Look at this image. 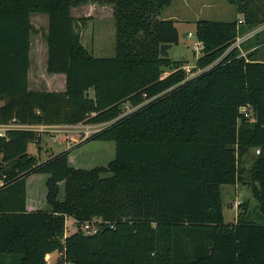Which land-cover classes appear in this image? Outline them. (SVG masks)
Segmentation results:
<instances>
[{"label": "trees", "instance_id": "16d2710c", "mask_svg": "<svg viewBox=\"0 0 264 264\" xmlns=\"http://www.w3.org/2000/svg\"><path fill=\"white\" fill-rule=\"evenodd\" d=\"M88 1L0 0V125L108 124L89 141L116 144L107 167L87 170L70 165L69 151L39 161L32 130L0 136V254L16 264H47L54 252L57 264H264V223L242 213L226 224L221 191L240 181L241 156L259 150L250 178L264 217V62L233 48L240 30L264 23V0L244 1L243 23H197L202 72L191 79L183 62L160 55L180 41L174 21L159 18L173 0H110L112 58L82 44L86 19L72 8ZM34 13L49 17L47 71L66 75L65 92L29 89ZM127 103L136 110L125 115ZM37 174L49 175V210H28ZM69 218L77 230L66 235ZM95 218L106 224L84 233Z\"/></svg>", "mask_w": 264, "mask_h": 264}, {"label": "rangeland", "instance_id": "374dc122", "mask_svg": "<svg viewBox=\"0 0 264 264\" xmlns=\"http://www.w3.org/2000/svg\"><path fill=\"white\" fill-rule=\"evenodd\" d=\"M110 0H89L86 6L90 12L94 11L97 19L86 21L85 24L79 22L78 30L81 32L82 44L89 54L96 58H112L116 54V22L111 19L112 3ZM245 0H173L171 6L164 8L160 12V18L172 19L180 34V41L170 51V59L180 61L186 65L188 78L196 77L199 71L196 69L197 61L202 57L203 52L198 47L199 41L196 37V25L199 21L208 20L214 22L243 23V14L240 13L241 6ZM93 9V10H92ZM88 9L78 6L74 10V16L83 19L88 13ZM106 14L109 19L98 17ZM94 15V14H93ZM33 54L31 64V89L36 91L48 90L45 56V35L47 23L42 20H33ZM264 30V23L258 25L251 31L245 28L240 30L237 42L233 48L239 47L242 56L252 55L251 59L264 62V39L263 34L256 35ZM187 35V36H185ZM254 37V38H253ZM253 38V39H251ZM251 39V40H250ZM165 74L164 76L168 75ZM2 103H0L1 105ZM129 103L125 105V115L135 111ZM91 124H80L76 128H56L48 125H27L23 128L37 133L39 143L29 145V153L34 155L39 161H45L59 152L69 151L70 165L75 168L91 170L96 167H107L115 158L116 144L114 141H89L98 134V129L93 130L87 137L86 132ZM53 135L59 136L54 139ZM63 139V140H62ZM39 150V151H38ZM240 169L243 170L240 181L237 185L222 186V202L224 220L226 224H233L238 220V215L243 207H246L245 219L264 223L259 210V201L255 197L254 184L251 181L250 170L257 158V150L250 149L241 156ZM71 159V160H70ZM112 174H103V177H110ZM49 175H31L27 180V195L30 206L36 210H49L47 204V180ZM62 190L60 199L64 198ZM77 230L74 219L69 218L66 224V235H70ZM60 254L53 253L48 256V264L58 263ZM53 258V259H52ZM16 259L12 256L0 254V264H16Z\"/></svg>", "mask_w": 264, "mask_h": 264}, {"label": "crops", "instance_id": "0c3cea01", "mask_svg": "<svg viewBox=\"0 0 264 264\" xmlns=\"http://www.w3.org/2000/svg\"><path fill=\"white\" fill-rule=\"evenodd\" d=\"M112 3V1H109ZM113 6L112 7V14H111V19H114V4L112 3ZM82 7V9H88L87 10V15L83 18L86 19V21H89L91 19H97V17H94L95 16V12L92 11L90 12V8H87L86 6H80ZM77 7H74L72 8V16L74 18H76L77 20H79V18L77 16H74V10L76 9ZM93 10V9H92ZM94 14V15H93ZM98 17H102L104 19H109L108 16H106V14H102V15H99ZM159 18H160V15H159ZM42 20V21H45L47 23V32H46V35H45V46H44V50H45V56L44 58L46 57L47 55V62H48V43H47V40H46V36L49 32V17L47 14H43V13H34L31 15V24L33 25V20ZM160 19H163V18H160ZM115 20V19H114ZM164 20H172V19H167V18H164ZM82 37V36H81ZM32 38H33V34L31 35V50H30V69H29V89L31 91H36V90H32L31 89V81H30V76H31V64H32V55L31 53L33 54V43H32ZM82 39V38H81ZM175 46V45H174ZM173 46V47H174ZM85 47V46H84ZM171 51V50H170ZM47 62H46V71H47ZM186 65L184 66V69H186ZM47 76H49L47 78V85H46V88L48 90H41L43 92H65L66 89H67V86H66V75L65 74H50L48 73L47 71ZM49 127H56V128H73L74 126H66V125H53V126H49ZM59 136L63 137V135H53V138L54 139H58ZM65 137V136H64ZM63 137V139L65 140V138ZM62 139V140H63ZM256 150V149H255ZM66 151V150H64ZM63 152V151H62ZM60 153V152H59ZM71 160V159H70ZM74 167V166H73ZM75 168V167H74ZM237 185V184H236ZM61 187L62 189H64V186H63V183L61 184ZM28 210L29 211H35L36 208L33 207V206H30L29 204V201H28ZM237 221L233 224H236ZM55 254H57V252H54ZM53 254V253H52ZM52 254H49L48 256H51ZM53 259V258H52ZM46 261H47V264L49 263L47 257H46ZM57 264V263H56Z\"/></svg>", "mask_w": 264, "mask_h": 264}, {"label": "built area", "instance_id": "2783aa9c", "mask_svg": "<svg viewBox=\"0 0 264 264\" xmlns=\"http://www.w3.org/2000/svg\"><path fill=\"white\" fill-rule=\"evenodd\" d=\"M243 22V21H242ZM198 47L202 50L203 49V46L201 43H199ZM240 47V46H239ZM202 71L200 70L199 71V74L201 73ZM243 113H244V116L249 119L251 122L254 121V118H253V115H252V112L250 109L248 108H243ZM108 126V124H97V125H93V126H88L89 130L86 132V135L87 137H89L93 130L91 129H95V128H99L98 129V132L99 131H102L104 130L106 127ZM25 126H22V125H17V124H9V125H0V136H4L5 133L10 130V129H25L23 128ZM78 127V125L74 126L73 128H76ZM260 151L257 150V154H259ZM6 184V176H2L0 177V188L4 187ZM106 223L102 220V219H99V218H95L93 219L92 221L90 222H87L85 223L83 226H82V231L86 234H96L99 230L102 229V227L105 225ZM112 228H114V226L112 225L111 226Z\"/></svg>", "mask_w": 264, "mask_h": 264}, {"label": "water", "instance_id": "95a60500", "mask_svg": "<svg viewBox=\"0 0 264 264\" xmlns=\"http://www.w3.org/2000/svg\"><path fill=\"white\" fill-rule=\"evenodd\" d=\"M187 36V35H185ZM174 45L172 44H163L160 47V55L162 58H170V50L173 48ZM89 95V94H88ZM3 100V98H1V101ZM246 211V207H243L242 210L240 211L239 215H241L242 213H245ZM238 215V216H239Z\"/></svg>", "mask_w": 264, "mask_h": 264}]
</instances>
